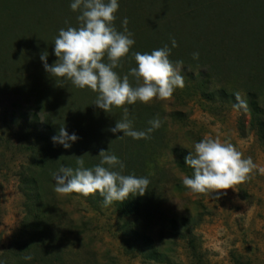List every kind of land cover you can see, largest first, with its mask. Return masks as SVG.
<instances>
[{"label":"rangeland","instance_id":"obj_1","mask_svg":"<svg viewBox=\"0 0 264 264\" xmlns=\"http://www.w3.org/2000/svg\"><path fill=\"white\" fill-rule=\"evenodd\" d=\"M13 1L18 4L0 0V259L8 252H21L19 243H26L31 236L26 226L35 222L34 213L30 215L21 185L27 172L38 173L39 236L54 252H66L69 264H195L189 245L191 234L197 236L207 264H235L237 255L244 256L241 264H264V140L259 135V122L253 125L252 99L246 85L261 88L256 101L264 110V70L259 73L248 60L241 63L233 59L231 66L203 69L194 59L184 63L181 74L185 87L177 89L171 99H154L147 104L138 101L105 112L93 104L97 92L87 89L82 95L70 80L46 72L40 59L47 51L48 64H54L59 30L79 27L80 12L71 9L72 0ZM215 1L225 7L235 5L238 10L239 6H257L259 23L252 16L249 23L260 25L258 29L264 33V0ZM187 2L120 0L115 24L123 31L122 21L127 17L136 41L134 53H150L156 49L149 42L151 32L159 31L164 23L178 21L190 9ZM218 13L214 9V22L205 28L200 14L197 21L203 32L212 34L219 25L234 31L230 22L221 23L225 16L220 18ZM188 51L193 54L199 49L190 47ZM184 52L185 48L177 47L170 59L184 62ZM130 82L137 86L134 78ZM225 88L240 93L247 109H238L236 100L221 96L220 90ZM124 107L137 130L146 129L148 121L157 117L162 126L150 139L119 138L123 133L113 134L110 129L123 119ZM47 118L56 130L62 126L79 134L96 129L97 147L73 145L70 159L61 154L64 148L59 144L44 152L46 134L42 127ZM258 120L264 123V113ZM81 121L85 122L84 131L80 130ZM205 137L229 140L256 165L249 179L220 190L224 193L221 196L211 191L194 193L182 183L183 176L194 175L185 157L194 142ZM101 149H109L126 163L124 175L151 181L146 194L140 196L144 202L140 215H122L118 202L105 206L99 193L55 192L54 173L62 166L75 168L79 156L85 167L98 164ZM136 233L149 237L163 258L151 260V250Z\"/></svg>","mask_w":264,"mask_h":264},{"label":"clouds","instance_id":"obj_2","mask_svg":"<svg viewBox=\"0 0 264 264\" xmlns=\"http://www.w3.org/2000/svg\"><path fill=\"white\" fill-rule=\"evenodd\" d=\"M71 9L80 15L77 17L79 27L61 28L54 41V55L58 60L48 64V52L40 59L46 72L53 77L70 80L80 89H91L98 93L93 103L105 112L113 107L135 105L138 101L144 104L154 99H171L177 89L185 87L181 74L184 68L182 60L172 61V49L178 47L172 39L171 47L165 45L150 53H133L136 67H132L123 77L115 71L122 67L121 61L128 56L136 41L134 33L128 29L129 20L122 21L123 31L117 29L115 21L120 9V0H72ZM105 56L108 62H105ZM199 52L193 53V59L199 60ZM134 78L137 86H133ZM142 81V82H141ZM238 109H247L246 101L240 93H235ZM91 104V105H93ZM149 127L137 130L134 120L130 118L129 109L124 107L123 119L110 129L113 134L123 133V137L134 140L150 139L151 134L162 126L159 117L148 121ZM53 144L71 149L80 137L69 133L61 127L52 138ZM101 159L92 167H85V160L79 156L76 167L62 166L54 173L55 192L69 195L73 192L84 196L99 193L105 206L114 202H123L130 196H143L148 191L151 181L147 177L135 174L124 175L126 163L109 149H101ZM185 164L194 170V175L183 176V185L194 193L215 192L233 188L245 182L256 168L253 160L243 154L227 139L205 137L194 142ZM23 260L30 262L34 256L26 255ZM0 264L6 261L0 259Z\"/></svg>","mask_w":264,"mask_h":264},{"label":"trees","instance_id":"obj_3","mask_svg":"<svg viewBox=\"0 0 264 264\" xmlns=\"http://www.w3.org/2000/svg\"><path fill=\"white\" fill-rule=\"evenodd\" d=\"M8 1L12 2V4L14 5L18 4H15L16 2L13 0ZM187 1V3L190 5V9L183 13L184 15H181L178 21H169L167 23H164L159 31L155 30L154 32H151V35L149 37V42L151 43V45L155 46L156 49L162 48L165 45L171 47V41L172 39H175L177 41L178 48L183 47L186 50V52L182 53L185 64H189L194 60L193 54L188 50L190 49V47H195L199 49L198 52L200 56L198 63L200 64L199 66L203 69H207L209 65H211L212 67L215 66L214 69L223 68L224 66H231V64H234V61H239L242 63L244 60H248L250 64L257 68L256 70H259V73L263 72L264 33L260 32V29H258L261 27L260 25L256 26L249 23L251 16L256 20L260 18L257 13V6L253 7L252 5H250L249 8H247L244 5L243 9L241 6H239L240 8L238 10L235 5L225 7L221 6L220 4L218 5V3L216 4L215 0ZM65 2L69 4L68 1ZM214 9H217V11H219L217 15L220 18L225 16V20H221V23L225 22V24H228V22H230L234 31L230 32L228 30L221 29V25L216 26L215 28L217 29H214L212 34H207L205 33V31H202L204 30L205 25L210 26L211 23L214 22L212 19V12H214ZM241 9L242 11H240ZM200 14L202 15V19L200 18ZM245 15L248 16V21H245ZM197 18L202 20L201 24L203 23L204 28L203 26L201 27V25L198 24ZM257 23H259V20H257ZM176 48L177 47L173 48L172 52ZM243 52H246L245 56L243 55ZM133 53L134 50L132 47L128 56L122 59V67H118L117 69H115L121 74V77L124 76L123 74H127L132 67H136V61ZM231 54L235 57L231 58ZM231 59H233L234 61L232 62ZM105 62H108L106 56ZM124 66H126L125 69H123ZM202 73L204 75L207 74L205 73V71H203ZM213 73L215 72L213 71ZM259 75L260 74H258L257 76ZM249 83H251V81H249ZM246 85L249 86V88H247L248 96H250V98L252 99L251 110L253 115L252 121L254 122L252 123L253 125H255L256 121L259 122V135L261 139L264 140V123L258 120V115L263 114L264 110L261 109V106L256 101V96H258V91L260 92L261 88L248 83H246ZM87 89L88 88L80 89L82 95H85L83 93L87 92ZM235 93L238 92L230 91L227 88L220 90L221 96L234 100H236L234 95ZM79 125L81 126L80 130L84 131L85 122L81 121L79 122ZM61 127L62 126L58 127V129L56 130L52 126V124L48 122V118L46 119L42 127L44 133L46 134V143L43 149L44 152H47V149L51 148L54 145L51 138L59 133ZM94 130V132L98 133L96 129ZM87 132L77 134L80 139L73 145L82 144L88 149H95V147H97L96 145L98 140L94 137V132H90L89 130H87ZM69 133L71 134L76 132ZM2 137H0V146H2L3 143ZM72 153L73 152L70 149H64L61 152L62 155L66 154L65 156L67 157V159L71 158ZM24 174L25 176H22L21 185L29 202L30 215L33 216L34 213L35 222L30 223L26 226L28 229H30L31 236L26 243H19L17 248L20 249L21 252H18V250L16 252H8V255H6L5 259L3 260L6 261V264H29V262L23 260V257L26 255H32L34 256V260L31 261L30 264H69L66 252H54L53 249L45 243L43 238L39 236L41 226L38 223V173L30 174L26 172ZM118 209L122 215L138 216L144 209V202L140 196H130L125 201L118 202ZM175 223H177V220H175ZM135 237L142 241L144 245L151 250L149 254V258L151 260L163 258L162 254L154 249V242L149 237L142 236L139 233H136ZM197 241V236L195 234H191L189 238V245L192 250L193 257L196 260L195 264H207L205 256L202 253L203 250L198 245ZM234 259H236L235 264H241L244 256L237 255Z\"/></svg>","mask_w":264,"mask_h":264}]
</instances>
